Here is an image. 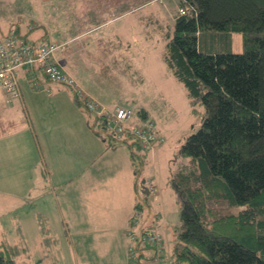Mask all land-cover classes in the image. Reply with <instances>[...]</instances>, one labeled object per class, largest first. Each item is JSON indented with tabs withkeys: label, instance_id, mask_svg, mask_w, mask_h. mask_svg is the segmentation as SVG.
<instances>
[{
	"label": "rangeland",
	"instance_id": "rangeland-1",
	"mask_svg": "<svg viewBox=\"0 0 264 264\" xmlns=\"http://www.w3.org/2000/svg\"><path fill=\"white\" fill-rule=\"evenodd\" d=\"M0 1H4L0 3V31L16 26L19 21L24 23L33 17L40 18L41 15L44 16L46 25L56 24L61 30L60 19L47 20L45 17L48 15L50 18V14L46 12L51 10V6L61 14L67 8L64 0H61L62 3L60 0L57 3H49L47 0ZM178 4L179 0H102L94 8L91 5V8L85 11V18L80 16L79 19L89 18L87 21L93 20L97 24L114 19L110 21L109 26L97 30L95 35L76 38L68 43L70 49L63 61L82 89L96 97L103 105L129 107L137 114L142 106L147 108L149 118L165 136L164 142L156 146H160V149L155 156L151 150L133 143L135 139H115L111 131L104 129L105 121L98 118L83 102L77 101L76 96L80 95L73 85L50 81L40 74L39 87L32 81V86L28 87H23L19 82L24 98L19 97L16 101L13 99L12 103L7 102L9 93L0 89V94L5 99V104L0 106V120L5 130L11 125L7 119L13 122L11 129H19L18 132L14 131L15 135L8 138L23 142V153L30 149L25 145L26 142L29 143L33 139L41 145L47 141L48 148L41 149V153L46 156L57 158L58 152L65 153L66 150L68 154L65 155L70 159L82 160L83 155L89 163L95 149L91 147L101 146L100 140L111 142L113 147L124 150L128 148L134 167H141L136 180L138 201L139 198H148L149 201L146 202L152 205L160 193L157 200L164 201L165 213L170 220L175 221V224L170 225L172 232L179 231L182 227L180 204L172 178L188 159L179 155L178 150L186 137L198 130L205 114L202 103L191 100L187 87L175 77L165 60L168 33ZM126 10L129 12L120 15ZM72 11L73 7L70 12ZM22 14H25V18H20ZM73 22L77 23L75 20ZM82 26L84 24L80 21L79 24L70 26L63 34L53 36V39L66 41L70 37L68 35H72L66 33L69 29L70 33L78 32L82 30ZM39 30V33L45 31L40 28ZM46 31L45 35L51 29ZM103 31L109 34L105 35ZM232 38L231 49L242 51V36L234 33ZM91 39L101 40L104 44L98 45L97 50L92 51ZM63 53L65 51L62 55ZM76 130L79 134L74 136ZM80 146L81 152L78 151ZM17 161L19 163L16 174L20 173L21 177L14 180L9 177L0 179V187L17 192L0 194V244L11 245L15 249L14 257L21 264H94L95 258L103 254H98L97 257L95 254H81L90 251L81 248L77 237H74L73 241L72 236L69 239L67 236L68 219L64 211H69L73 201L78 198L77 179L70 180V189L75 190H72L69 207L66 208L64 191L62 194L59 190V202L53 203L55 197L51 191L60 183L61 179L57 176L59 171L48 168L40 157L36 163L40 176L35 178L36 168L30 158L19 157ZM0 166V172L4 174L5 162L1 157ZM22 191H25L24 194ZM217 207L225 213L238 209L223 202L218 203ZM138 211L136 215L139 216L140 222H130L127 228L130 244L125 259L127 262L129 259V264H143L148 261L147 257L155 252L153 249L154 251L143 254L139 248V253L131 254L137 247V238L135 239L133 234H137L142 228L158 230L156 223L159 214L153 207L142 202ZM158 211L161 210L158 208ZM61 215L65 217L64 220ZM75 217L76 220L79 219L77 214ZM18 219L20 224L24 223V229L23 226L17 227ZM159 232L162 241L157 243V247L162 249L168 259L171 254H168L164 236L160 230ZM177 234L179 235V232ZM119 240L121 241V237ZM177 246L176 236L175 247ZM122 260V254L112 252L102 261H98V264H122Z\"/></svg>",
	"mask_w": 264,
	"mask_h": 264
},
{
	"label": "trees",
	"instance_id": "trees-1",
	"mask_svg": "<svg viewBox=\"0 0 264 264\" xmlns=\"http://www.w3.org/2000/svg\"><path fill=\"white\" fill-rule=\"evenodd\" d=\"M234 33L242 36L240 52L231 49ZM168 34L165 60L205 114L180 145L188 159L172 178L182 220L178 246L168 259L151 248L144 264L156 256L168 264H264V0H179ZM136 115L152 120L145 106ZM220 202L238 209L225 213ZM14 253L0 244V264H19Z\"/></svg>",
	"mask_w": 264,
	"mask_h": 264
},
{
	"label": "crops",
	"instance_id": "crops-1",
	"mask_svg": "<svg viewBox=\"0 0 264 264\" xmlns=\"http://www.w3.org/2000/svg\"><path fill=\"white\" fill-rule=\"evenodd\" d=\"M47 1L49 3H53L54 1L56 3L58 2V0ZM101 1L102 0H64V2L67 4V8H65L61 14L56 11L55 7L51 6V10L46 12L47 14H50V18H48V15L45 17L47 20H52L54 18L60 19L59 21L61 22V30L56 27V24L46 25L43 21V15H41L40 18L33 17V19H29L28 21L22 23V30H31L29 35L32 38L49 37L50 39L57 41L53 39V36H56L58 33L63 34V32H65L70 26L77 25L81 21L82 24H84V26L80 28L82 29L81 31L70 33L71 31L69 29L66 33L72 35H68L70 37H68L66 41H57L66 44V47L63 50L65 53L62 55V58H66L70 49L68 43L72 42L76 38H82L87 35L91 37L92 35H95L97 30H101L109 26L110 21L114 19H108L98 24L93 20L87 21L89 18L79 19L80 16L85 18V11H87L89 7L91 8V5L92 8H94L97 4L101 3ZM60 2L62 3L61 0ZM81 4L86 5L81 6ZM72 7L73 11L70 12ZM127 12H129V10L124 11L120 15H124ZM24 15L25 14H22L20 18H25ZM73 20L77 21V23L74 24ZM174 20L175 15L173 16L172 23ZM39 28L41 31L44 29L45 31L39 33ZM48 28L51 29V31L45 35L44 33L47 32L46 30H48ZM0 32H5V30ZM102 33L105 35L109 34V32L106 31H103ZM103 44L104 42L101 40L91 39L92 51L97 50V46ZM18 78L20 84H22L23 87H28L29 85L32 86L31 81L27 77L25 69L19 70ZM20 84L19 96L13 98L14 101H16L19 97L24 98V95L21 92ZM12 101H10L9 95L7 102L12 103ZM4 104V96L0 94V106ZM7 120L8 122H11V125L13 124L10 119ZM11 125L5 130L3 127V122L0 120V157L3 159V162H5L4 174L0 172V179L9 177L14 180L21 177L20 173L16 174V168L18 167L19 163L17 158L19 157L30 158L32 160L31 162L33 163V166L36 168L35 178L39 177L40 173L37 171L36 163L41 157L43 164L47 165L48 168L59 171L57 176L61 179L60 183L55 185L51 191L55 197L53 203L59 202V190L61 193L64 191L66 193L62 194H64L65 203L67 205L66 208L69 207L68 205L71 200L72 190H75L70 189V180L72 179L75 181L77 179L76 193H78V198L77 200L73 201L69 211H64L68 219V239L71 236L72 240L74 237H77V240L81 242V248L90 251V253L81 252V254H95V257H97L98 254H103L100 257L95 258L94 264H98V261H102L112 252H114V254H122V264H129V259L128 262L125 259V254H127L130 244L127 228L128 225H130V222L132 223V216L135 212L136 204L139 202L136 194V189L138 191V184L136 180L138 174H140V171L138 174H136L138 167H134L132 157H130L131 153L129 149L126 148L124 150L123 148H119L117 146L113 147L114 145L111 144V142L108 143L107 141L100 140V143L102 144L101 146L97 145L96 147H91L95 149H93V156L89 158L92 160L89 163L88 159H85L83 155L82 160L77 158L74 160L70 159L65 155L68 154L66 150L65 153L58 152L59 154L57 155V158H54L53 156H46L41 153V149L44 147L48 148L47 141H44V144L41 145L33 139L29 143L26 142L25 145H28L30 149L23 153V142H18L12 138V140H10L8 138L15 135L13 133L16 131H19V129H11ZM7 130H9V132H6ZM78 134L79 131L77 132L76 130L74 136H77ZM44 139H46V137H44ZM31 144H34V146ZM16 147L18 149H16ZM159 147L160 146L152 150L154 156L160 149ZM72 149L74 148H70V150ZM38 151H40V153H38ZM78 151L81 152V146L80 149L78 148ZM1 168L2 167L0 166V169ZM41 171L43 173L42 169ZM144 191H146V189ZM24 192L25 191H22L21 193L24 194ZM2 193L8 195L11 193L16 194L17 192L14 190H6L0 187V194ZM159 196L160 193L155 199V203L152 205L146 202L149 201L148 199L145 201L144 198L143 203L145 202L149 206L153 207V210L159 214L156 225L158 230H160L164 236L168 254H171L173 257V254L177 248L175 247V241L176 236L178 237L177 233L179 231L174 232L173 230L172 232L170 225L175 224V221L168 218L167 214L165 213L164 201L161 199L157 200ZM63 205L65 208L64 203ZM158 208L161 211H158ZM76 214L79 218L78 220H76ZM61 218L62 220L65 219L63 215H61ZM18 226H23V229L25 227L24 223L23 225L20 224L19 219L17 220V227ZM120 237L121 241L119 240ZM151 251H153V249H146L144 250L143 254Z\"/></svg>",
	"mask_w": 264,
	"mask_h": 264
},
{
	"label": "built area",
	"instance_id": "built-area-1",
	"mask_svg": "<svg viewBox=\"0 0 264 264\" xmlns=\"http://www.w3.org/2000/svg\"><path fill=\"white\" fill-rule=\"evenodd\" d=\"M66 47L65 43L52 39L31 38L23 36L17 26L11 27L7 33L0 36V89H4L10 95V101L19 96V70L25 69L27 77L37 87L41 85L39 75L42 74L50 81H58L75 86L82 102L90 110L103 116L104 129L111 131L115 139H135L142 148L150 151L165 140L154 125L153 120L140 119L134 110L129 107L116 106L107 109L96 98L91 97L81 89L78 82L65 69L58 53ZM148 187V186H147ZM133 216L132 223L140 222L139 216ZM138 246L131 252L139 253V248H156L157 254H163L157 243L162 241L161 234L156 228H142L137 234ZM137 251V252H136ZM154 264H168V261L160 256L155 257Z\"/></svg>",
	"mask_w": 264,
	"mask_h": 264
}]
</instances>
